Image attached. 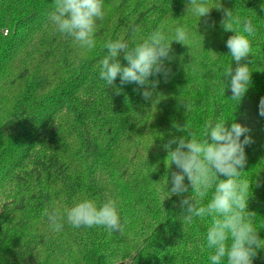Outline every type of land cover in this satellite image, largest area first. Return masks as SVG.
I'll return each instance as SVG.
<instances>
[{
  "label": "trees",
  "instance_id": "obj_1",
  "mask_svg": "<svg viewBox=\"0 0 264 264\" xmlns=\"http://www.w3.org/2000/svg\"><path fill=\"white\" fill-rule=\"evenodd\" d=\"M54 2L0 0V264H211V218L184 221L181 201L194 194L186 176L188 191L168 192L172 173L181 170L170 166L165 148L188 131L201 139L209 119L250 130L241 136L252 143L244 146L240 170L264 239V0H208L213 8L200 19L190 0H104L92 50L56 30ZM225 9L250 19L255 30L250 57L241 61H252L251 82L238 104L224 77L226 67H236L226 45L234 33L222 26ZM180 26L191 34L188 46L171 43L164 60L170 71L149 77L159 81L148 86L150 99L134 82L121 84L117 76L108 86L100 79L107 41L122 39L131 48L158 28L171 38ZM118 59L127 66L123 54ZM108 198L126 221L123 233L75 228L66 214L57 232L45 215ZM253 264H264V249Z\"/></svg>",
  "mask_w": 264,
  "mask_h": 264
},
{
  "label": "clouds",
  "instance_id": "obj_2",
  "mask_svg": "<svg viewBox=\"0 0 264 264\" xmlns=\"http://www.w3.org/2000/svg\"><path fill=\"white\" fill-rule=\"evenodd\" d=\"M55 10L50 13V20L56 30L73 38L74 43L87 50L96 45L95 32L98 20L104 18V0H55ZM191 11L199 19L206 17L213 7L208 0H190ZM219 8V7H218ZM188 10V8H187ZM222 26L225 31L234 33L226 41L236 67L224 69L225 79L230 77L231 100L237 104L242 100L251 82L249 63H241L250 57L252 52L250 36L254 35V26L250 19H241L232 10L225 9ZM139 28H133L138 32ZM191 34L186 26L175 29L174 36L167 37L161 29L153 31L141 43L134 47L120 39L107 41L104 47L107 55L100 61L99 77L113 86L117 76L121 84L136 83L144 88L145 100L152 97L149 90L154 89L159 81H149V77L163 73L168 75L164 60L170 59L173 41L188 46ZM123 54L127 66H122L118 57ZM187 110L189 106L186 104ZM259 114L264 116V97L259 102ZM186 130V126L180 129ZM250 130L239 124L231 123L230 127L224 119H209L204 124L203 137L188 131L187 138H174L165 145L170 166L174 163L180 172H173L171 195H180L188 191L189 185L184 183L185 176L190 182L194 195L181 201L185 208L184 221L191 223L194 217L211 218V226L207 231V247L213 249L209 256L211 264H221L226 258L227 264H253L258 249H264V239L258 235L253 220L256 215L248 211L250 181L243 179L240 170L246 164L244 146L252 143L249 136L241 141V136ZM172 144L178 146L173 150ZM186 149V150H185ZM219 175L227 179H219ZM212 191L211 199L205 204L204 199ZM75 227H104L109 232L123 233L125 222L121 221L118 204L115 199L108 198L102 204L84 199L62 213L59 208L45 210V215L53 231H61L62 221Z\"/></svg>",
  "mask_w": 264,
  "mask_h": 264
}]
</instances>
